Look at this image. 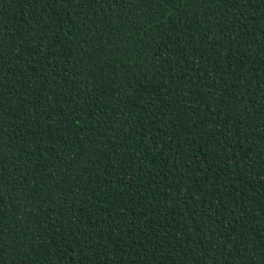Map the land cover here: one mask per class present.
Returning a JSON list of instances; mask_svg holds the SVG:
<instances>
[{"label": "trees", "instance_id": "obj_1", "mask_svg": "<svg viewBox=\"0 0 264 264\" xmlns=\"http://www.w3.org/2000/svg\"><path fill=\"white\" fill-rule=\"evenodd\" d=\"M0 264H264V0H0Z\"/></svg>", "mask_w": 264, "mask_h": 264}]
</instances>
